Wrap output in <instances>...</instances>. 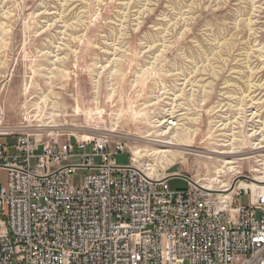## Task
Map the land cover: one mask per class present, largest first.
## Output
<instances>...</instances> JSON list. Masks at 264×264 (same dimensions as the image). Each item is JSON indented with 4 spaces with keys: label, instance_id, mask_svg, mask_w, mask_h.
Instances as JSON below:
<instances>
[{
    "label": "rangeland",
    "instance_id": "374dc122",
    "mask_svg": "<svg viewBox=\"0 0 264 264\" xmlns=\"http://www.w3.org/2000/svg\"><path fill=\"white\" fill-rule=\"evenodd\" d=\"M236 96L264 111V0H0V144L19 134L46 147L108 135L131 152L159 150L152 141L163 138L144 136L161 128L147 123L170 119L198 134L165 170L202 186L216 160L249 156L244 139L240 153L220 155L228 148L211 135L221 99ZM263 155L243 158L253 160L240 161L227 186L264 177ZM169 185L188 188L184 178Z\"/></svg>",
    "mask_w": 264,
    "mask_h": 264
},
{
    "label": "built area",
    "instance_id": "2783aa9c",
    "mask_svg": "<svg viewBox=\"0 0 264 264\" xmlns=\"http://www.w3.org/2000/svg\"><path fill=\"white\" fill-rule=\"evenodd\" d=\"M221 100L210 124L218 148L244 139L241 159L260 154L259 102ZM15 137L0 144V264H264V179L241 176L222 199L180 173L151 174L150 159L108 135L49 147ZM178 178L187 189L170 187Z\"/></svg>",
    "mask_w": 264,
    "mask_h": 264
},
{
    "label": "bare ground",
    "instance_id": "6f19581e",
    "mask_svg": "<svg viewBox=\"0 0 264 264\" xmlns=\"http://www.w3.org/2000/svg\"><path fill=\"white\" fill-rule=\"evenodd\" d=\"M244 99V98H243ZM173 110V109H172ZM168 119V118H167ZM153 119H150L147 123L149 127H154L155 128H161L159 130H156L154 132L147 131L145 133L144 138L148 139L152 137L153 135L157 136L158 138H163L161 141H152L155 143H160L164 144L163 147L159 150L155 149H140V148H135L134 149V154L136 155L137 158L143 159L146 157H151L155 160V162L160 165V169H158L157 164H150V173L157 175L160 173V171H165L167 167L176 165L179 160H185L186 157L182 153H175L174 148L177 146H185L187 142H190L192 138H195L197 136V130H190L187 127H184L183 125L178 126V124H174L173 122L168 121H160L162 122L160 125H157V120L152 122ZM170 122V123H169ZM165 125V126H164ZM158 126V127H157ZM163 126V128L161 127ZM195 129V128H193ZM143 135V134H142ZM264 138V137H263ZM84 139H89V138H84ZM237 139V138H236ZM243 140V139H242ZM264 140V139H263ZM230 145H233L230 144ZM234 147V146H233ZM237 148H228V151H222L220 155L225 154V155H236L237 153H240L241 150ZM260 149V148H259ZM217 150V149H216ZM219 150V149H218ZM179 152V151H178ZM218 154L217 152H213ZM212 157V156H210ZM209 157V158H210ZM210 159H215V158H210ZM218 159V158H217ZM243 159H233V158H223L216 160L217 161V166H214V174L213 176L209 175L207 179H204L203 181L205 184H202V187L205 188L206 190L209 191H214V192H219L222 199L223 198H229L231 196V187L227 186L225 183L224 177L227 176L228 174H233V173H238L240 171V161ZM256 162V161H255ZM259 167H263L264 171V155L263 159L258 161ZM257 164V165H258ZM215 165V164H214ZM257 172H260L258 169H254ZM161 174V173H160ZM264 174V173H262ZM255 179H264V177H255ZM198 182H201V180ZM201 186V184H200ZM215 186H220L218 189Z\"/></svg>",
    "mask_w": 264,
    "mask_h": 264
}]
</instances>
